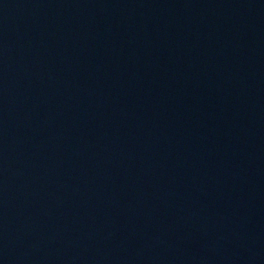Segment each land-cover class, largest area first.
Returning <instances> with one entry per match:
<instances>
[{"label":"water","instance_id":"95a60500","mask_svg":"<svg viewBox=\"0 0 264 264\" xmlns=\"http://www.w3.org/2000/svg\"><path fill=\"white\" fill-rule=\"evenodd\" d=\"M0 264H264V0H0Z\"/></svg>","mask_w":264,"mask_h":264}]
</instances>
